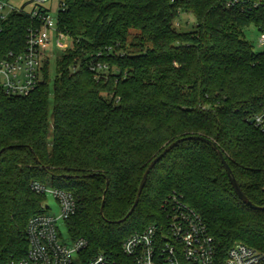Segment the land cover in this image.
I'll list each match as a JSON object with an SVG mask.
<instances>
[{"label": "trees", "instance_id": "trees-1", "mask_svg": "<svg viewBox=\"0 0 264 264\" xmlns=\"http://www.w3.org/2000/svg\"><path fill=\"white\" fill-rule=\"evenodd\" d=\"M182 13L195 17L194 31L175 28ZM38 23L10 14L0 59L24 53ZM251 25L264 34V0H60L58 29L72 46L53 84L46 62L29 96L0 89V264L27 255L28 222L45 213L34 183L74 197L66 229L89 257H120L127 238L166 223L177 202L203 218L217 264L238 243L264 256V130L254 123L264 110V50L244 38ZM191 136L217 144L261 209L240 201L212 147L187 141L156 165L120 224L150 163Z\"/></svg>", "mask_w": 264, "mask_h": 264}, {"label": "built area", "instance_id": "built-area-1", "mask_svg": "<svg viewBox=\"0 0 264 264\" xmlns=\"http://www.w3.org/2000/svg\"><path fill=\"white\" fill-rule=\"evenodd\" d=\"M34 9L27 13L38 19L37 27L27 34L24 53H9L0 59V89L7 95L27 97L44 81L47 53L51 35L56 34L57 47L60 38H67L58 29L55 19L46 7L48 0H32ZM63 8L65 5H61ZM22 13L10 0H0V32L12 13ZM59 12V11H58ZM260 46L264 47V34ZM100 70L107 67L100 66ZM256 126L264 130V110L255 117ZM32 190L42 196L53 197L59 215L44 205L45 213L31 218L27 225L28 251L20 260L9 264H217L216 246L201 215L184 203L177 202L166 223L151 226L127 238L121 256L100 253L85 255L87 243L72 240L66 229L77 204L74 197L63 190L34 183ZM63 229L66 233H63ZM224 264H264V256L245 244H235L228 252Z\"/></svg>", "mask_w": 264, "mask_h": 264}, {"label": "rangeland", "instance_id": "rangeland-1", "mask_svg": "<svg viewBox=\"0 0 264 264\" xmlns=\"http://www.w3.org/2000/svg\"><path fill=\"white\" fill-rule=\"evenodd\" d=\"M11 5L18 9H22L25 13H31L34 9V3L32 0H10ZM46 7L50 9V14L53 18L58 17V11L60 7V0H48ZM196 19L191 14L182 13L174 20V26L176 29L182 32L194 31L196 28ZM244 38L254 47V50L261 52L264 50V47L260 46L261 32L257 27L251 25L243 29ZM57 37L53 33L51 35V44L47 53L46 62H49V72H50V83L51 85L57 78L58 62L63 57L64 54L72 46V39L67 37L65 39L60 38L61 48L57 47ZM45 205L49 206L53 214L59 215V208L55 199L51 196L46 197ZM63 233H66V230L63 229Z\"/></svg>", "mask_w": 264, "mask_h": 264}, {"label": "water", "instance_id": "water-1", "mask_svg": "<svg viewBox=\"0 0 264 264\" xmlns=\"http://www.w3.org/2000/svg\"><path fill=\"white\" fill-rule=\"evenodd\" d=\"M187 141H202L206 144H208L210 147H212V149L217 153L221 163L223 164L225 171L228 175L229 181L234 189L235 194L237 195V197L240 199V201L243 202L244 205H246L247 207L251 208V209H261L256 207L255 205L252 204V202H250V200L247 198L246 194L244 193V191L242 190L239 182L237 181L235 175L233 174L229 164L227 163V161L225 160L222 152H220V150L218 149V146L215 142L203 138V137H196V136H191V137H186V138H182L179 139L175 142H173L172 144H170L168 147L165 148V150L158 156L156 157L148 166L142 181L140 183L139 189H138V193H137V197H136V201L134 206L132 207V209L129 211V213L127 214V216L121 220L119 223H124L126 222L135 212V210L137 209V207L139 206L140 203V199L142 196V193L144 191V188L148 182V178L151 174V172L154 170V168L156 167V165L163 160L172 150H174L176 147H178L180 144L187 142ZM264 209V208H263ZM103 212V208L101 210Z\"/></svg>", "mask_w": 264, "mask_h": 264}]
</instances>
